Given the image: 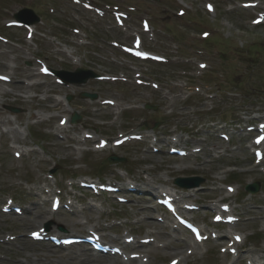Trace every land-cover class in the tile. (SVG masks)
I'll return each mask as SVG.
<instances>
[{
  "label": "rangeland",
  "instance_id": "obj_1",
  "mask_svg": "<svg viewBox=\"0 0 264 264\" xmlns=\"http://www.w3.org/2000/svg\"><path fill=\"white\" fill-rule=\"evenodd\" d=\"M24 8L41 19L40 24L31 26L32 34L8 25ZM254 17L264 23V0H0V264H65L53 259L49 243L30 240L32 232L46 224L49 235L61 237L83 235L96 228L103 230L109 241H122L126 236L152 240L140 253L121 250L127 259L143 257L127 264H161L159 258L175 254L169 264H244L252 250L256 258L262 257L264 137L256 149V139L248 138L247 133L236 129L228 135L230 141L224 142L219 134H228V130L214 134L212 127L222 119H231L227 124L239 123L240 128L264 122V24L254 26ZM206 33L210 35L203 39ZM136 38L143 50L166 63L145 62L125 54L121 48L133 49ZM44 68L92 70L108 82L67 88L57 85L52 76L39 75V69ZM143 82L147 86L138 85ZM85 92L97 94L99 99H78ZM67 96L73 97L70 103L65 101ZM59 97L63 100L56 101ZM103 102L115 107L100 105ZM144 106L154 109L145 110ZM7 107L21 112L12 114L4 109ZM73 112L82 116L81 122L61 127V118L69 119ZM151 133L158 141H167L165 137L173 134V140L180 139L175 146L194 155L168 156V147L162 143L156 146L163 147V155L147 154V150L157 149L148 140L119 148L109 146L104 151L93 148L99 139L112 143L120 134ZM85 134L93 140L85 139ZM251 149L261 154L256 161L259 166L254 164ZM110 156L125 163H108ZM52 169L54 179L49 176ZM124 169L135 177L131 184L136 188L163 189L157 186L161 183L166 190H173L176 178H202L199 190L179 191L178 198L202 205L188 215L207 234L215 232L224 241L209 240L195 247L188 238L187 244L177 242L184 238L183 233L169 228L170 222L156 219L164 217L162 210L145 202L144 197L151 199L146 194H113L131 198L121 204L106 194L82 198L87 191L66 187L71 178L112 183L118 174H126ZM143 173L148 179L138 180ZM258 182L260 192L245 196L244 186ZM54 184L75 200V219L70 223H54L53 219H62L66 212L52 214L51 203L43 202L50 199L44 191L56 194ZM227 186L233 188L230 193ZM36 192L39 196H30ZM9 197L27 214H4L1 208ZM220 199L242 219L234 227L222 229L211 224L208 207L215 208ZM41 213L49 215L38 217ZM236 232L245 237L243 244L215 248L232 243ZM234 248L236 255H229L228 249ZM67 251L85 258L82 246ZM67 251L60 252L66 255ZM124 263L116 260V264Z\"/></svg>",
  "mask_w": 264,
  "mask_h": 264
},
{
  "label": "bare ground",
  "instance_id": "obj_2",
  "mask_svg": "<svg viewBox=\"0 0 264 264\" xmlns=\"http://www.w3.org/2000/svg\"><path fill=\"white\" fill-rule=\"evenodd\" d=\"M163 143L162 144H164L165 146H167V142H165V141H162ZM146 153L147 154H152V155H154V156H161V154H158V153H155V152H150V153H148V150L146 151ZM147 161V160H146ZM130 189V188H129ZM143 188H141V187H138V190L140 191V190H142ZM126 190H128V187L127 188H123V189H121L120 191H123V192H127ZM150 195H151V197L153 198V195L152 194H155V192L154 191H151L150 190ZM64 208H70V207H64ZM25 214H27V211L25 212V211H23ZM43 215H47L46 213H41L40 214V216H38V217H41V216H43ZM72 218H74L75 219V217H71V216H63L62 217V219H53V220H56V221H54V223H58L57 221H60L61 220V222H63V223H70L69 221L70 220H72ZM73 219V220H74ZM32 222V225H35L34 224V222H33V220L31 221ZM65 223V224H66ZM72 224V223H71ZM150 226H151V224L150 223H148ZM76 225H74V227H75ZM58 237V236H57ZM22 242H23V240H22ZM49 245V244H48ZM56 246V245H55ZM57 246H59V245H57ZM223 247L224 246V244H220V245H218V246H216L215 248H217V249H219V247ZM48 247L49 246H47V245H43L42 246V248L43 249H46V250H49L48 249ZM73 248V247H72ZM168 248H170V247H168ZM176 248H178V247H176ZM58 249H61V248H58ZM62 249H64V248H62ZM174 249V248H173ZM179 249V248H178ZM172 250V249H171ZM49 252L51 253V256L53 257V259H55V261L56 260H58L59 262H64L65 264H116V258L115 257H112V258H103V260H101L100 258H96V257H85V258H82L81 256L82 255H77V254H75V253H69V254H67V255H64L63 253H61L60 251L58 252V253H56L55 251H54V249H52V248H50V250H49ZM176 254L173 256H170L169 257V259H167L166 258V255L165 256H163V257H161V258H159L158 260L160 261V263L161 264H166L167 262H169V261H172V260H174V258H176ZM50 256L48 255V258H49ZM174 257V258H173ZM47 258V257H46ZM251 262V261H250ZM261 262V263H260ZM251 264H253V263H251ZM255 264H264V261H262V259L261 260H257V261H255Z\"/></svg>",
  "mask_w": 264,
  "mask_h": 264
},
{
  "label": "water",
  "instance_id": "obj_3",
  "mask_svg": "<svg viewBox=\"0 0 264 264\" xmlns=\"http://www.w3.org/2000/svg\"><path fill=\"white\" fill-rule=\"evenodd\" d=\"M35 21L37 22V20H35ZM83 75H84V77L81 78L82 80L81 79H78L75 82H77V83H84L87 79L93 77V75L91 73H88V72H85ZM75 76H77V74H75L74 76H71V77H73L72 79H77ZM111 161H117V159H111ZM197 185H198V182L195 183V184H193L192 186H197ZM249 189L252 190V192H257L258 191V188L256 186H253V187H251Z\"/></svg>",
  "mask_w": 264,
  "mask_h": 264
}]
</instances>
